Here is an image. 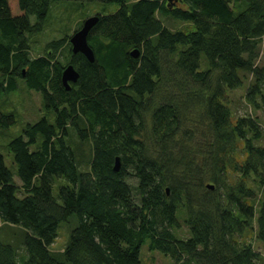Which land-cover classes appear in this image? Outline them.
<instances>
[{"label": "trees", "instance_id": "trees-1", "mask_svg": "<svg viewBox=\"0 0 264 264\" xmlns=\"http://www.w3.org/2000/svg\"><path fill=\"white\" fill-rule=\"evenodd\" d=\"M58 1L0 0V89L19 77L54 112L7 144L20 186L0 153V221L20 229L12 241L0 235V264H141L144 245L171 264H259L249 238L264 253L262 131L224 99L249 74L244 99L264 111V0H86L113 5L87 36L94 61L70 43L56 59L64 39L32 57L28 38ZM158 13L194 26L170 29ZM67 64L79 73L69 90ZM13 122L0 112V125ZM71 138L89 144L85 170ZM54 177L67 181L58 197ZM72 214L78 223L57 258L50 246ZM180 218L186 237L176 234Z\"/></svg>", "mask_w": 264, "mask_h": 264}, {"label": "rangeland", "instance_id": "rangeland-1", "mask_svg": "<svg viewBox=\"0 0 264 264\" xmlns=\"http://www.w3.org/2000/svg\"><path fill=\"white\" fill-rule=\"evenodd\" d=\"M113 5L104 4L98 1H86V0H62L52 3L50 10L43 23L42 30L29 36L28 42L30 47V56H38L46 53L47 44L51 41L63 40V45L55 52L56 59L64 62L66 60L65 55L69 49L68 43L70 36L80 28L82 21L89 15H94L101 11H111ZM158 17L162 20L165 26L170 29H183L190 30L193 28L192 23L181 22L175 20L170 16H162L158 13ZM33 21L34 18L31 17ZM261 47L264 49V38L261 42ZM64 64V63H63ZM2 76L0 75V79ZM251 76L245 75L243 84L232 90L226 91L225 102L231 110V114L236 116H242L249 114L255 117L259 123L262 131V137L257 144L264 145V111L262 109H253V107L246 103L244 95ZM170 89L174 91L176 88L169 83ZM4 89H0V112L4 114H12L14 122L8 126L0 125V153L3 156L4 164L12 171L14 181L18 186L21 185V180L16 174V165L13 161L12 154L9 152L7 144L14 137L20 135L24 129L26 123H32L45 116L50 122H54V112L51 109L46 108L42 95L35 89L28 88L25 82L16 77L14 83L9 84L8 78ZM264 91V87H263ZM163 87H159L151 96L152 102H159L164 94ZM144 122L147 123L150 119V113H144ZM146 131V130H145ZM74 130L69 127V134L72 136ZM42 140V136H37L35 144L30 146V150H35L38 143ZM71 143L76 150H79L77 158L80 161L79 169H87L88 159L90 157V147L88 143L79 145L76 139L71 138ZM133 183V180H129ZM67 181L64 178L54 177L52 183V193L58 197L59 186L66 184ZM252 184V181L249 182ZM25 195L23 189L20 187L16 191L17 197H23ZM180 229L176 230V234L181 237L188 235L187 226L184 224L183 219H179ZM77 215L72 214L67 221L60 222L57 227V237L50 246V250L57 258H62V249L65 247L70 238L71 230L77 225ZM20 229L18 227L9 226L6 227L0 221V235L10 241L15 237H19ZM249 241L253 243L254 250L260 254L257 262L264 264V253L261 245L253 238H249ZM141 264H171L170 258L158 251H151L146 245L141 247L140 252Z\"/></svg>", "mask_w": 264, "mask_h": 264}, {"label": "water", "instance_id": "water-1", "mask_svg": "<svg viewBox=\"0 0 264 264\" xmlns=\"http://www.w3.org/2000/svg\"><path fill=\"white\" fill-rule=\"evenodd\" d=\"M99 16L89 15L86 17L82 23L79 29H77L69 38V43L71 45V51L73 53H82L89 61H94L95 55L93 52V49L88 44L87 36L90 32V30L96 25L98 22ZM130 54L133 57H137L139 54V51L137 48H134L130 51ZM79 73L77 70L73 67L72 64H67L64 66V68L61 71V82L66 90H69L71 88L70 83L76 82L78 79ZM121 161L120 157L116 156L114 159L113 169L115 171H118L120 169ZM206 187L212 189L214 186L212 184H207Z\"/></svg>", "mask_w": 264, "mask_h": 264}]
</instances>
